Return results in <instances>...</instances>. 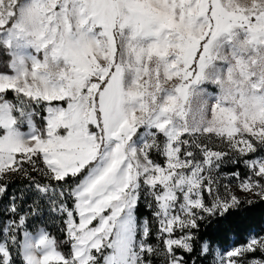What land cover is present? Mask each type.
<instances>
[{
	"label": "snow or ice",
	"instance_id": "1",
	"mask_svg": "<svg viewBox=\"0 0 264 264\" xmlns=\"http://www.w3.org/2000/svg\"><path fill=\"white\" fill-rule=\"evenodd\" d=\"M259 206L264 0H0V264H264Z\"/></svg>",
	"mask_w": 264,
	"mask_h": 264
},
{
	"label": "trees",
	"instance_id": "2",
	"mask_svg": "<svg viewBox=\"0 0 264 264\" xmlns=\"http://www.w3.org/2000/svg\"><path fill=\"white\" fill-rule=\"evenodd\" d=\"M250 222L256 228H260L264 226V206H259L254 209V211L250 214ZM56 229L53 228V232L55 233ZM210 231H212L210 229Z\"/></svg>",
	"mask_w": 264,
	"mask_h": 264
}]
</instances>
